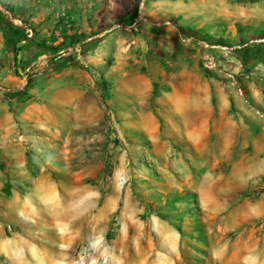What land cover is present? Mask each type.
Wrapping results in <instances>:
<instances>
[{"label": "rangeland", "instance_id": "374dc122", "mask_svg": "<svg viewBox=\"0 0 264 264\" xmlns=\"http://www.w3.org/2000/svg\"><path fill=\"white\" fill-rule=\"evenodd\" d=\"M263 39L264 0H0V264L264 263V215L223 230L227 219L174 185L176 141L160 119L149 135L111 120L105 78L154 69L177 43L264 123ZM77 81L81 121H29L60 95L48 85Z\"/></svg>", "mask_w": 264, "mask_h": 264}, {"label": "crops", "instance_id": "0c3cea01", "mask_svg": "<svg viewBox=\"0 0 264 264\" xmlns=\"http://www.w3.org/2000/svg\"><path fill=\"white\" fill-rule=\"evenodd\" d=\"M159 52L154 69L148 64L139 70L125 65L106 69L111 120L122 129L132 126L149 135L152 121L160 119L176 141L175 157L168 163L174 185L195 193L205 214L227 219L223 230L264 215V193L257 196L264 179V123L232 86L205 74L188 49L172 43ZM63 84L44 89L50 93L61 87L60 95L43 99L29 121L55 123V112L63 123L82 120L86 90L80 81ZM149 98L154 111L146 109ZM2 130L3 136L12 132ZM223 167L229 171L219 172Z\"/></svg>", "mask_w": 264, "mask_h": 264}, {"label": "built area", "instance_id": "2783aa9c", "mask_svg": "<svg viewBox=\"0 0 264 264\" xmlns=\"http://www.w3.org/2000/svg\"><path fill=\"white\" fill-rule=\"evenodd\" d=\"M186 40H188V39H186ZM258 42H264V39L263 40H258ZM199 46L201 48H203V49L212 48V49H218L220 51L227 52V53H229L230 51L235 50L236 48L239 49V46H237V47H235V46L234 47H228V46L222 45V44L209 45V44L205 43L204 41H199ZM202 66L207 72L213 71L216 68V64L214 62L213 57L210 56L209 54L205 53L202 56Z\"/></svg>", "mask_w": 264, "mask_h": 264}]
</instances>
